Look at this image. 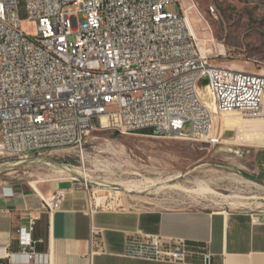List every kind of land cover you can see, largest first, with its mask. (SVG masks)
Returning <instances> with one entry per match:
<instances>
[{
	"label": "built area",
	"instance_id": "1",
	"mask_svg": "<svg viewBox=\"0 0 264 264\" xmlns=\"http://www.w3.org/2000/svg\"><path fill=\"white\" fill-rule=\"evenodd\" d=\"M23 21L36 25L35 37ZM212 57L181 0H0V158L82 148L104 117L121 135L208 142L217 117L264 115V74L219 67ZM64 197L53 194L44 208L53 213ZM35 221L17 231L13 264H47L34 250ZM127 254L185 263L193 252L137 236ZM200 255L210 257L206 248Z\"/></svg>",
	"mask_w": 264,
	"mask_h": 264
},
{
	"label": "rangeland",
	"instance_id": "2",
	"mask_svg": "<svg viewBox=\"0 0 264 264\" xmlns=\"http://www.w3.org/2000/svg\"><path fill=\"white\" fill-rule=\"evenodd\" d=\"M183 3L198 46L206 55L218 56L212 64L264 74V0ZM165 9L179 12L177 4ZM21 18L26 19L24 13ZM21 28L36 36L34 23L23 21ZM204 85L200 83L201 93L207 100ZM235 116L217 117L219 125L208 142L121 135L111 127L115 121L106 118L82 148L0 158V187L68 179L80 184L99 209L264 213V115ZM226 131L233 137L224 139ZM235 196L243 200L228 199Z\"/></svg>",
	"mask_w": 264,
	"mask_h": 264
},
{
	"label": "crops",
	"instance_id": "3",
	"mask_svg": "<svg viewBox=\"0 0 264 264\" xmlns=\"http://www.w3.org/2000/svg\"><path fill=\"white\" fill-rule=\"evenodd\" d=\"M0 187V264L20 252L17 231L36 218L31 238L47 264H264V213L248 211L99 209L81 185L61 179ZM63 192L58 210L44 200ZM155 236L183 242L193 255L185 263L132 257L127 240ZM206 248L210 257H201Z\"/></svg>",
	"mask_w": 264,
	"mask_h": 264
},
{
	"label": "bare ground",
	"instance_id": "4",
	"mask_svg": "<svg viewBox=\"0 0 264 264\" xmlns=\"http://www.w3.org/2000/svg\"><path fill=\"white\" fill-rule=\"evenodd\" d=\"M182 3H183V0H182ZM183 11H184V13H185V15L187 14V9L185 8V5H184V3H183ZM186 17H187V20H188V25H189V27H191L190 26V18H189V16L188 15H186ZM202 51H204L203 49H202ZM206 53V52H205ZM203 90V89H202ZM203 92V91H202ZM236 117V116H235ZM106 118H108V117H104L103 119H102V125H103V121H104V119H106ZM240 118V117H239ZM264 118V117H263ZM263 118H260V119H257L258 121H259V123L262 121V119ZM240 120L241 119H237V121H239L240 122ZM246 120H248V119H246ZM253 121V120H252ZM223 123V122H222ZM236 123V122H235ZM247 123V122H246ZM255 123V122H254ZM258 123V124H259ZM234 124V123H233ZM257 124V123H256ZM218 125H219V120L218 119H215V129H214V132L216 131V129H217V127H218ZM223 125V124H222ZM239 125H241V124H239ZM229 127V126H228ZM231 127V126H230ZM234 128V127H233ZM234 131V130H233ZM214 132H213V135H214ZM22 163V162H21ZM20 164V163H19ZM3 169V167H1L0 166V172H2L1 170ZM12 170V169H11ZM8 171V170H7ZM10 171V170H9ZM61 173V172H60ZM62 173H74V174H76V175H78V176H82V177H84V174L82 173V172H78L77 170H67V169H63V171H62ZM31 186L33 187V189H35V190H37V187H36V184L35 183H31ZM228 199H233V200H243L242 198H240V197H229ZM241 207H242V205H241Z\"/></svg>",
	"mask_w": 264,
	"mask_h": 264
},
{
	"label": "water",
	"instance_id": "5",
	"mask_svg": "<svg viewBox=\"0 0 264 264\" xmlns=\"http://www.w3.org/2000/svg\"><path fill=\"white\" fill-rule=\"evenodd\" d=\"M233 135H234L233 132H231V131H226V132H224V134H223V138H224V139L232 138Z\"/></svg>",
	"mask_w": 264,
	"mask_h": 264
},
{
	"label": "trees",
	"instance_id": "6",
	"mask_svg": "<svg viewBox=\"0 0 264 264\" xmlns=\"http://www.w3.org/2000/svg\"><path fill=\"white\" fill-rule=\"evenodd\" d=\"M142 134H148L147 132H144V133H142Z\"/></svg>",
	"mask_w": 264,
	"mask_h": 264
}]
</instances>
